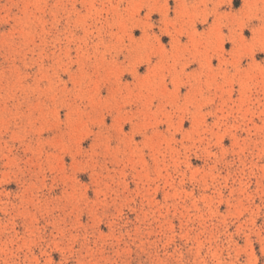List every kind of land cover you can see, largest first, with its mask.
Here are the masks:
<instances>
[{
	"label": "rangeland",
	"instance_id": "obj_1",
	"mask_svg": "<svg viewBox=\"0 0 264 264\" xmlns=\"http://www.w3.org/2000/svg\"><path fill=\"white\" fill-rule=\"evenodd\" d=\"M0 264H264V0H0Z\"/></svg>",
	"mask_w": 264,
	"mask_h": 264
}]
</instances>
